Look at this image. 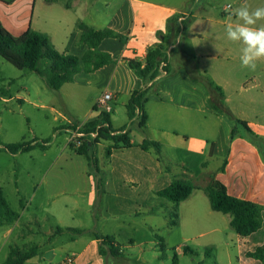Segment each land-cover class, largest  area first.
<instances>
[{
	"label": "crops",
	"instance_id": "1",
	"mask_svg": "<svg viewBox=\"0 0 264 264\" xmlns=\"http://www.w3.org/2000/svg\"><path fill=\"white\" fill-rule=\"evenodd\" d=\"M190 1V10H183L178 0H125L119 10L106 14L87 0H43L41 5L38 0H15L12 4L0 1V21L14 36L31 27L49 35L58 52L80 59L88 51L81 44V24L96 30L111 29L117 34V38L104 40L98 48L111 55L109 64L87 73L81 62L82 70L71 83H76L79 75H85L88 84L106 85L105 93L113 94L112 125L115 129H129L132 139L130 147L113 149L110 156L106 150L113 146L111 141H103L98 147L99 165L106 173L103 203L98 209L95 176L82 172L88 181L89 227L68 224L70 214L64 213L69 206L67 202L47 207V215L64 232L46 247L32 248L35 256L25 264H64L72 256H75L73 264H168L169 260L173 264L175 255L180 264L182 257L197 255L199 250L182 243L176 247L172 239L179 236L185 242L190 231H197L200 237L219 232L217 227L204 231L209 217L220 213L209 212L211 203L202 184L203 177L212 174L233 197L264 206V61L258 62L255 71L242 69L240 45L229 41L225 33V25L236 19L233 12L242 0H230L220 9L212 0ZM248 3L253 8L264 6V0ZM57 5L63 10H54ZM177 15L181 16L179 22L192 19L190 27L179 37L169 36V42L164 44L168 63L161 65L156 79L143 80L130 64H145L149 51L162 43L164 35H170L169 20ZM75 49L78 53H73ZM166 66L168 72L164 71ZM194 74L206 76L222 88L226 115L214 107L209 88L195 79ZM143 89H149L145 133L134 129L138 119L131 122L126 107L133 92ZM101 97H89L94 101L89 121L97 119L103 111L96 105ZM235 119L246 122L250 132L238 124L233 136ZM145 138L163 145V155L174 164L171 172L153 150L141 148ZM46 173L49 179L51 174ZM175 176H188L196 189L178 206L179 225L171 227L169 221L176 206L158 192L167 188ZM38 190L34 189L33 195ZM16 192L20 195L17 187ZM197 192L202 195L195 196ZM51 197L47 189L43 208L49 206L46 201ZM17 212L22 217L29 212L28 206ZM231 220L232 217L227 220L229 224ZM67 229H81L85 233L74 235ZM94 233L113 236L127 262L105 259ZM236 238L240 249L238 234ZM185 247L189 253L184 252ZM213 251L207 248L205 253L211 255ZM241 259L240 249L238 261Z\"/></svg>",
	"mask_w": 264,
	"mask_h": 264
},
{
	"label": "rangeland",
	"instance_id": "2",
	"mask_svg": "<svg viewBox=\"0 0 264 264\" xmlns=\"http://www.w3.org/2000/svg\"><path fill=\"white\" fill-rule=\"evenodd\" d=\"M38 1L39 5L43 2ZM87 1L96 4L98 11L104 14L119 10L120 4L125 2V0ZM178 1L183 10H190L192 1L191 3L189 0ZM229 1L212 0L219 9L231 3ZM54 10H63V7L57 5ZM189 20L191 19L185 21V24ZM77 51L75 49L73 53H78ZM49 64L48 60H42L40 67L45 68ZM87 80L85 75H79L76 83L66 84L58 91L53 90L46 80L35 72L28 69L20 70L0 56V141L6 144L49 142L46 151L36 149L18 155L0 151V187L3 188L12 209L20 211L28 206L29 210L18 220L14 222L5 220L0 225V264L5 263L12 248L30 251L32 248L46 247L55 240L57 234L64 232V228L63 231H59L52 217L47 215V207L53 208L54 205L67 202L69 206L64 213L70 214L67 216L71 220L68 224L84 228L90 225L87 212L89 192L86 191L88 181L82 172L85 170L94 176V170L85 157L75 155L77 152L70 149V144L77 140L72 127L82 128L89 121L90 111L93 112L94 101L89 97L98 99L105 93L106 85L88 84ZM247 87H250V84H247ZM113 103L110 102L111 105ZM101 109L104 110V106ZM223 113L226 115V112ZM136 127L138 129L136 125L134 129ZM64 156H67V160ZM57 158L59 160L55 164ZM47 170L51 174L49 179L45 175ZM202 182L207 186L210 177H203ZM16 187L20 189V195L16 192ZM37 188L38 192L33 195L34 189ZM47 189H50L52 199L46 201V205L48 203L49 206L43 208L42 201L45 199ZM199 195L202 193H195V196ZM203 196L208 200L206 195ZM97 198L96 209L100 208L99 197ZM30 199H33L31 207ZM209 212H212L211 207ZM215 214L216 217H209V223L205 224L208 227L204 231L217 227L219 232L200 237L196 234L197 231H190L192 233L188 234L185 242H182L179 236L172 239L176 247L182 243L199 250L197 255L182 257L180 264H252L254 259L249 256H242L238 261L240 249L236 233L227 221L231 216ZM207 248H213L211 255H206ZM168 264H172L171 260Z\"/></svg>",
	"mask_w": 264,
	"mask_h": 264
},
{
	"label": "trees",
	"instance_id": "3",
	"mask_svg": "<svg viewBox=\"0 0 264 264\" xmlns=\"http://www.w3.org/2000/svg\"><path fill=\"white\" fill-rule=\"evenodd\" d=\"M6 4H12L15 0H0ZM53 2L54 0H47ZM180 15L169 20L170 35H164L161 44L153 47L149 53L145 64L141 62L131 63V68L137 75L145 81L154 80L160 72V67L168 63L167 47L169 36L179 37L186 33L192 23V19L185 24L179 22ZM82 31L81 44L88 47L86 55L80 59L69 53L57 51L49 35L33 30L31 27L22 35L14 36L0 21V56L13 64L20 70L28 69L44 78L48 86L53 90H60L65 84L71 83L76 74L82 70L81 62L84 63V71L87 73L99 70L109 64L112 57L110 54L98 51L101 43L109 38H117V34L111 29L96 30L85 24L79 26ZM50 62L45 68H41V61ZM168 72V66L164 67ZM195 79L203 82L210 90L214 107L221 112H228L224 104V94L221 87L217 86L210 78L194 74ZM149 89L136 90L130 97L126 107L128 117L133 122L138 119V128L145 133L148 115L145 105L148 101ZM237 126L233 128L234 136L238 130V124L250 132L248 124L235 119ZM72 130L79 139V143H71V149L79 155L84 156L89 165L94 170L96 190L98 193V203L102 206L105 193L106 173L101 169L98 158V146L103 141H111L112 147L107 148L106 154L110 156L113 149L127 148L132 145L131 131L129 129H115L111 122V115L101 112L100 116L87 122L82 128L76 126ZM48 141L41 143L21 142L3 143L0 141V151L5 150L10 154L29 153L37 148L46 150ZM145 151L153 150L159 160L165 165L168 172L172 171L174 164L163 155V145L159 142L145 138L141 144ZM183 170L189 171L181 166ZM210 183L204 188L210 199L211 208L215 212L229 214L232 217L230 226L240 238L241 256H249L254 259L252 264H264V206L252 201L239 199L229 194L227 187L216 179L212 174ZM196 189L193 181L188 176H175L172 183L165 189L158 192V195L168 199L175 204V209L171 213L169 226L179 225L178 206L187 200ZM20 217L19 213L11 208L3 189L0 187V225L3 221L14 222ZM63 231V230H60ZM74 235L85 233L81 229H67ZM100 241L99 252L106 258H112L118 263H126L127 258L122 247L116 242L113 236H105L94 233ZM185 253H189V248H184ZM35 256V251H24L19 248H12L9 256L3 264H25V262ZM173 264H178V256L175 255Z\"/></svg>",
	"mask_w": 264,
	"mask_h": 264
},
{
	"label": "clouds",
	"instance_id": "4",
	"mask_svg": "<svg viewBox=\"0 0 264 264\" xmlns=\"http://www.w3.org/2000/svg\"><path fill=\"white\" fill-rule=\"evenodd\" d=\"M233 15L236 19L225 25L227 39L240 45L241 68L255 71L258 62L264 61V6L253 8L242 0Z\"/></svg>",
	"mask_w": 264,
	"mask_h": 264
},
{
	"label": "built area",
	"instance_id": "5",
	"mask_svg": "<svg viewBox=\"0 0 264 264\" xmlns=\"http://www.w3.org/2000/svg\"><path fill=\"white\" fill-rule=\"evenodd\" d=\"M229 8H230V6H229ZM112 99H113V94H111L109 92H106L98 100L96 105L99 106L100 108L102 106H104L105 109L103 111L110 114L112 112V110H113L112 105L110 104ZM75 142L80 144L78 140H76ZM74 260H75V256L68 257V258L65 259L64 264H73Z\"/></svg>",
	"mask_w": 264,
	"mask_h": 264
}]
</instances>
